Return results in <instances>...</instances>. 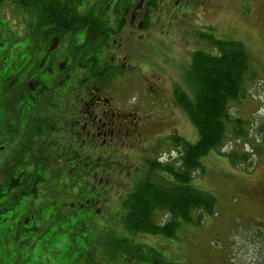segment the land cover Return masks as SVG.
I'll list each match as a JSON object with an SVG mask.
<instances>
[{
    "label": "rangeland",
    "instance_id": "obj_1",
    "mask_svg": "<svg viewBox=\"0 0 264 264\" xmlns=\"http://www.w3.org/2000/svg\"><path fill=\"white\" fill-rule=\"evenodd\" d=\"M176 1L169 0V4H175ZM4 2L0 0V16L5 13ZM181 5L190 8H175L179 10L172 14L176 18L172 17L171 10L168 13L159 10L148 23L142 22L141 13L134 18H130V12L125 13L126 19L120 25L115 24L110 32L109 45L105 49L108 57L115 56V60L106 59V71H112L113 64H117L104 80L105 91L115 110L138 114L142 137L140 140H113L108 148L123 149V156L100 157L105 169L100 172V178L106 183L107 193L104 196L108 203H104L103 208L100 203L96 207L102 208L109 218L103 221L97 217L82 224L79 230L72 231L67 246L55 254L63 255V264H257L262 259L260 257L264 256V137L257 135L250 126L264 120V0H184ZM17 12L8 11L5 24L2 26L0 22V61L7 63L0 66V77L8 78L18 70L25 74L31 66L26 54L17 59L11 57L12 49L8 51L11 43L26 42L25 30L30 23L19 22L17 17L20 15H14ZM202 34L239 41L251 55L258 80L250 82L245 96L230 105L232 117L248 122L244 127L247 133L244 138L246 146L229 138L220 151H211L202 158L204 175L196 176L192 184L212 194L216 198V206L201 224L182 226L176 238L124 234L120 224V217L122 220L125 213L122 202L137 182L148 176L147 162H165L177 157L176 148L170 139L174 134L192 144L198 139L196 128L183 107L176 102L175 92L184 91L191 96L186 84V72L192 53L200 47L205 48ZM54 45L40 47L38 68ZM81 52L80 49L77 55H81ZM27 54L31 55L32 51ZM95 56L94 52L88 55ZM29 61L35 66L38 64V60ZM69 70L72 68L68 67L64 74ZM75 72L78 77L79 71L75 69ZM58 79L62 85L64 76ZM82 79L73 85L80 88ZM85 83L91 84V80L85 79ZM44 87L50 89L47 84ZM78 88L70 89L59 98L63 111L70 105L75 108L78 103L81 104L77 97ZM59 89V86H54L53 94H58ZM7 107L8 112L13 113ZM16 112L20 113V110ZM12 115L15 121L21 116ZM4 116L5 107L0 95V117ZM49 131L57 132L52 128ZM33 133L31 129L26 130L22 143L26 144L29 139L35 138ZM6 137L5 143L8 144L11 137ZM0 143H3L1 136ZM46 143L45 149L43 143L40 149L34 147L33 151L44 149L41 160H44L49 174L67 172V155L60 154L59 147L52 141ZM242 150L248 152L247 162L250 164L240 162L233 167L227 155L231 152L241 153ZM18 157V150L15 149L3 152L0 158V238L4 230L1 226L6 227L8 218L21 209L19 205L10 209L11 205L20 198L23 205L22 201L27 198L22 188H15L10 195L5 182L10 166ZM125 157L128 163L124 164ZM15 170L22 173L21 162ZM91 174L89 170L87 180L96 182ZM30 177L34 179L33 174ZM35 190L38 202L49 200L45 196L49 195V189L42 187ZM92 191L100 193V188L95 187ZM14 194L19 197L13 198ZM43 232L42 229L40 233ZM10 236L8 232L5 239ZM126 239L127 242L116 250L110 247L113 242ZM43 240H47L46 236ZM106 243L108 245L105 247ZM21 245L24 246L23 242ZM21 251V247L12 241H0V264H37L32 255L23 263ZM44 256L50 259L48 254ZM75 259L76 262L71 263Z\"/></svg>",
    "mask_w": 264,
    "mask_h": 264
},
{
    "label": "flooded vegetation",
    "instance_id": "obj_2",
    "mask_svg": "<svg viewBox=\"0 0 264 264\" xmlns=\"http://www.w3.org/2000/svg\"><path fill=\"white\" fill-rule=\"evenodd\" d=\"M43 1L33 0L32 8L37 9L26 8L28 11L25 7L18 9L9 6L4 8L5 13L0 16L3 26L7 10H18L14 14L20 15L17 17L18 21L30 23L25 30L26 42L23 40L20 41L21 43H11L8 51L12 49L11 57L17 59L26 54L31 66L25 74L18 70L8 78L0 77V95L5 107V116L0 117V136L3 142L0 143V158L3 152H11L15 149L20 156L14 159L5 182L10 195L15 188H22L23 193L27 195L22 201L23 205L20 202L21 198L11 205L10 209H15L18 205L21 209L8 218L4 230L13 231L15 236L22 239L24 255L29 252L24 260L30 258L32 252L37 250L36 245L29 244L28 236L31 234H40L42 229L59 235L71 233L97 217L103 221L109 218L102 212V205L108 203V200L104 196L107 193L106 183L100 178V172L105 170L104 163H100V157L123 156L125 152L123 149L108 148L113 140H140L142 137L138 114L115 110L105 91L104 80L113 72L117 64H113L114 68L110 70L111 72L106 71V59L115 60V56L108 57L109 54L105 49V46L109 45L113 26L122 24L126 19L124 14L128 12L131 13L130 18H134L138 13L143 14L142 22L148 23L159 10L163 13L171 10L172 15L179 11L175 8H190L181 5L184 0H177L175 4H169V0H59L61 17L66 16L63 13L64 8L68 9L67 14H70L67 31L63 34L59 31L63 24L59 17L54 16V21H47L48 14L43 16L39 12L38 9L41 8ZM54 12L55 15H59L58 10ZM172 17L176 18L174 15ZM37 35L38 37H35ZM45 44L55 45L45 54L42 66L38 68L40 47ZM80 49L81 55H77ZM30 51L32 54L28 55ZM91 52L96 53V56L88 57ZM29 59L38 60L37 66ZM5 64L7 63L0 61V66ZM68 67L72 70L64 74ZM75 69L80 73L78 77ZM60 73L62 75H59ZM63 76L64 80L60 85L58 77ZM81 78L83 79L80 88L73 85ZM85 79L91 80V84H84ZM44 84L50 89H46ZM54 86L60 88L55 95L52 90ZM76 88L81 104L78 103L75 108L70 105L63 111L59 98L63 93ZM7 106L13 113L21 115L16 121L13 113L8 112ZM18 110L20 113L16 112ZM51 128L57 132L51 133L49 131ZM29 129L34 132L35 138L23 144L22 137ZM6 135L11 137L8 144L5 143ZM46 141L49 143L52 141L59 147L60 154L67 155V172L56 171L49 174L44 160H41L42 152L48 145ZM43 143L44 149L38 152V147L40 149ZM50 145L53 147L52 144ZM34 147L37 149L33 151ZM19 162L23 166L22 173L15 170ZM123 162L128 163V159L125 157ZM89 170L96 182L87 180ZM31 174L34 179H31ZM42 187L50 190L49 194L53 196L50 203L56 206L49 209L48 215L45 206L49 200L38 202L32 191ZM95 187L100 188V193L92 191ZM15 197L19 196L14 194L13 198ZM117 202L120 203V200ZM99 203L102 208L96 207ZM106 210L110 211V209ZM43 219H45L44 223L41 222ZM49 220L52 223L50 226H48ZM4 230L3 234L7 235ZM64 245L60 242L55 248L61 249ZM39 249L44 250V247L40 246Z\"/></svg>",
    "mask_w": 264,
    "mask_h": 264
},
{
    "label": "trees",
    "instance_id": "obj_3",
    "mask_svg": "<svg viewBox=\"0 0 264 264\" xmlns=\"http://www.w3.org/2000/svg\"><path fill=\"white\" fill-rule=\"evenodd\" d=\"M58 1L44 0L38 10L43 16L48 14L47 21H54V16L59 17L63 23L59 31L64 34L68 28L70 14H67L69 10L64 8L63 13L66 16L61 17ZM4 4L5 8L17 6L31 8L30 10L37 9L32 8L33 0H5ZM55 10L59 11V15H55ZM49 23L53 25L52 22ZM201 37L206 42L205 48L200 47L192 53L186 72V84L191 96L189 97L184 91L175 92L176 102L183 107L196 128L198 139L192 144L174 134L170 139L176 148L177 157L165 162H147L148 176L139 180L133 191L122 202L125 213L122 220L120 217V224L124 234L135 237L138 234H147L176 238L182 226L201 224L204 217L211 214L216 206V198L212 194L192 184L195 178L204 175L202 158L211 151H220L229 138H234L237 143L246 146L244 138L247 133L244 127L248 122L240 120L239 117H232L230 105L245 96L250 82L258 80L251 55L239 41L219 39L207 34H202ZM250 126L257 135L264 137V120H259L255 126L251 124ZM227 158L233 167L238 166L240 162L250 164L247 162L248 152L244 150L241 153L231 152ZM32 191L35 196L36 190ZM45 196L49 198V203L45 206L48 215L49 209L56 206L50 203L53 197L51 194ZM41 222L44 223L45 219ZM50 225H52L51 220L48 222V226ZM4 231L8 233V230ZM9 232L11 233L9 239L6 240V235L3 234L0 241H12L21 247L22 262H27L30 258L23 259L25 249L21 245L22 239L15 236V232ZM43 233L28 236L29 244L37 246L36 252L31 254L32 259L37 261V264H50V262L63 264L65 262L63 255L55 256L60 250L56 249L55 245L63 242L66 247L72 233L59 235L53 234L50 230ZM45 236L47 240H43ZM124 242L126 243L127 239L113 242L110 247L116 250ZM107 245L106 243L105 247ZM40 246L44 247V250L39 249ZM45 254L50 256L49 261L44 257ZM260 258L262 259L257 264H264V256ZM43 260L47 262L44 263ZM74 262L76 259L71 263Z\"/></svg>",
    "mask_w": 264,
    "mask_h": 264
}]
</instances>
